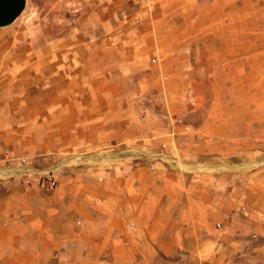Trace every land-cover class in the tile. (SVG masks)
<instances>
[{
  "label": "rangeland",
  "instance_id": "1",
  "mask_svg": "<svg viewBox=\"0 0 264 264\" xmlns=\"http://www.w3.org/2000/svg\"><path fill=\"white\" fill-rule=\"evenodd\" d=\"M106 2L26 0L0 26V128L29 126L26 143L0 146V199L11 198L9 217L27 230L51 226L47 211H58V264L83 259V240L68 243L71 223L88 231L83 209L55 192L61 172L83 180L119 166L148 183L151 160H161L188 183H235L240 205L264 215L253 207L264 204V0H133L119 32L106 29ZM99 88L113 93L94 95ZM53 108L59 148L38 149L32 126L52 123ZM21 186L27 207L13 197Z\"/></svg>",
  "mask_w": 264,
  "mask_h": 264
},
{
  "label": "crops",
  "instance_id": "2",
  "mask_svg": "<svg viewBox=\"0 0 264 264\" xmlns=\"http://www.w3.org/2000/svg\"><path fill=\"white\" fill-rule=\"evenodd\" d=\"M132 2L107 0L108 31L124 30V19L135 15L130 10ZM98 90L94 95L113 93L107 88ZM54 96L53 103H59V95ZM68 104L69 122L75 119L76 100L69 98ZM40 113L44 110L37 111ZM51 113L52 123H34L35 139L31 142L38 149L56 151L61 112L53 108ZM26 121L11 120L4 130L0 128V146L15 148L26 143ZM123 170L119 166L98 170L83 180H77L79 173L61 172L58 176L55 192H66L67 207L81 208L86 215L83 226L88 231L76 232L73 221L70 227L74 230L68 233V243L78 238L85 245L83 259L74 264H264V215L249 212L250 203L240 205L235 183H221L214 175L206 183L203 179L188 183L183 170L161 160H151L148 183L142 181L145 175L140 169L132 171L135 182L134 175L126 179ZM15 191L18 204L24 201L23 207H27L28 189L21 186ZM93 193H99L94 200ZM10 200L7 195L0 199V264H58L53 260L60 247L58 211L52 207L47 211L52 216L51 226L45 227L42 219L38 228L27 230L9 217ZM256 204L253 207H264L261 201Z\"/></svg>",
  "mask_w": 264,
  "mask_h": 264
},
{
  "label": "water",
  "instance_id": "3",
  "mask_svg": "<svg viewBox=\"0 0 264 264\" xmlns=\"http://www.w3.org/2000/svg\"><path fill=\"white\" fill-rule=\"evenodd\" d=\"M25 4L26 0H0V26L12 22Z\"/></svg>",
  "mask_w": 264,
  "mask_h": 264
},
{
  "label": "built area",
  "instance_id": "4",
  "mask_svg": "<svg viewBox=\"0 0 264 264\" xmlns=\"http://www.w3.org/2000/svg\"><path fill=\"white\" fill-rule=\"evenodd\" d=\"M220 225V223H217V226H219Z\"/></svg>",
  "mask_w": 264,
  "mask_h": 264
}]
</instances>
